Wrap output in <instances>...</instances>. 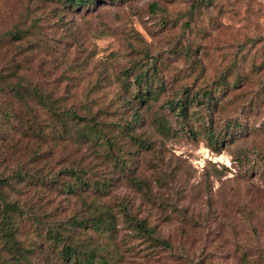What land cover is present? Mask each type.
Here are the masks:
<instances>
[{
    "label": "rangeland",
    "instance_id": "1",
    "mask_svg": "<svg viewBox=\"0 0 264 264\" xmlns=\"http://www.w3.org/2000/svg\"><path fill=\"white\" fill-rule=\"evenodd\" d=\"M90 4L68 10L59 0H0V36L24 35L0 42V66L52 97L69 94L78 103L97 97L105 104L103 120L109 122L127 116L124 106L115 105L122 95L120 78L130 66L140 64L148 77L165 84L158 100L139 110L144 118L134 135L148 143L113 133V152L126 168L110 155L85 151L82 156L83 165L110 176L109 193L101 199L110 211L117 214L125 204L169 244L150 246L117 225V264H264V0ZM226 70L237 71L243 83L229 92L226 109L216 108L212 118L218 129L239 118L246 132L236 142H219L215 153L204 134L161 136L153 130L146 115L163 98L177 94L183 84L210 83ZM0 106H13L19 114L9 122L0 119V174H25L22 197L34 199L35 213L51 215L44 222L69 210L84 211L80 199L62 195L56 186H42L39 178L49 180L69 164L74 149L49 140L46 115L36 100L25 94L17 99L0 89ZM24 119L34 120L32 129L26 136L12 134L11 124ZM202 122L209 123L203 116L190 127L200 131ZM251 126L256 130L250 133ZM171 127L178 128L175 121ZM133 176L139 180L131 182ZM26 234L31 236L27 227Z\"/></svg>",
    "mask_w": 264,
    "mask_h": 264
},
{
    "label": "trees",
    "instance_id": "2",
    "mask_svg": "<svg viewBox=\"0 0 264 264\" xmlns=\"http://www.w3.org/2000/svg\"><path fill=\"white\" fill-rule=\"evenodd\" d=\"M59 2L68 10H81L90 6L94 0ZM5 37L12 40L23 38L24 35L4 33L0 36V42ZM124 74L125 77H121L119 81L122 95L117 98L118 104L115 106H124L128 113L125 118L118 116L115 122H109L103 120L104 112L101 109L105 108V104L98 102L97 97H85L79 103L70 101L69 94L52 97L34 84L31 87L26 83L24 85L22 75L5 72L4 67L0 66L1 93H8L17 99H21L23 94L32 96L36 100V108L42 109L46 115L44 129L48 131L49 140L60 141L61 146H71L74 149L72 155H69V164L58 172L51 173L49 180L43 181V177L39 178L41 183L44 182L42 186H56L62 195L76 197L86 204V209L82 212L69 210L60 219L44 222L51 215L44 210L35 213L30 204L34 199L27 200L22 197L20 187L24 185V188L26 185L23 182L26 179L25 174L17 171L14 174L16 178L13 175L0 174V264H117L121 257L119 245L116 243L117 225L125 229L124 233L135 235L150 246H169L166 239L157 235L153 225H149L144 218L137 217L125 204H121L117 214L110 211L109 205L101 200L109 193L110 176L99 174L82 162V156L87 151L106 158L110 155L111 159L120 161L121 169L126 168L112 149L116 143V136L113 134L115 131L119 135L124 133L131 136L134 143L149 142L146 138L139 140L134 135V131L142 126V117L144 118L139 110L149 108L153 101L158 100L165 84L162 80L148 77L147 69L140 64L130 66ZM128 74L131 79L126 78ZM229 76L230 80H227ZM242 83V77L237 71L226 70L217 79L198 87L183 84L178 88L177 94L163 98L159 108L148 112L146 118L153 130L161 136L184 132L192 135L204 134L207 145L213 152L219 153L221 144L236 142L246 132V126L237 117L223 129L216 128L212 118L216 108L224 109L230 102L229 92L236 90ZM16 115L19 116L18 110L13 106L4 109L0 106V119L3 122H9ZM203 116L209 122L207 126L202 122L205 126L200 131L196 127H190L191 121L201 120ZM172 121L176 122L178 128L171 127ZM31 122L34 120L31 119ZM32 123H28L26 119L17 121L16 124H11L10 131L15 135L26 136L32 129ZM34 130L42 131L37 126ZM255 130V127H250V133ZM1 133L3 132L0 130ZM221 141L223 143L218 144ZM252 152L259 153L258 150ZM75 153H79V156H74ZM130 179L131 182L139 180L135 176ZM35 181L37 180L34 179L31 184ZM87 198L89 201L85 202ZM26 227L31 236H24Z\"/></svg>",
    "mask_w": 264,
    "mask_h": 264
}]
</instances>
